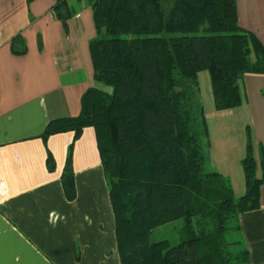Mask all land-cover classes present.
<instances>
[{
	"label": "trees",
	"instance_id": "1",
	"mask_svg": "<svg viewBox=\"0 0 264 264\" xmlns=\"http://www.w3.org/2000/svg\"><path fill=\"white\" fill-rule=\"evenodd\" d=\"M86 1L95 27L92 78L110 90L87 87L78 113L49 119L41 137L71 130L76 138L93 128L121 264H249L237 217L258 207L264 158L257 176L246 127L244 190L235 196L209 161L197 72L208 71L215 110L238 106L242 75L264 72V46L238 25L235 0ZM52 10L62 22L73 12L66 0ZM70 147L60 174L68 199ZM177 220L175 243L149 239L152 228Z\"/></svg>",
	"mask_w": 264,
	"mask_h": 264
},
{
	"label": "crops",
	"instance_id": "2",
	"mask_svg": "<svg viewBox=\"0 0 264 264\" xmlns=\"http://www.w3.org/2000/svg\"><path fill=\"white\" fill-rule=\"evenodd\" d=\"M66 1L73 12L62 22L52 10L56 0H0V264H121L93 128L82 127L76 138L71 130L40 135L49 119L78 113L87 87L110 90L92 78L90 6ZM235 6L238 25L264 46V0H235ZM241 88L240 105L205 118L210 164L235 196L244 190L246 127L256 175L261 171L264 72H245ZM70 144L74 196L68 199L60 174ZM237 222L249 264H264V184L258 207L238 214Z\"/></svg>",
	"mask_w": 264,
	"mask_h": 264
},
{
	"label": "rangeland",
	"instance_id": "3",
	"mask_svg": "<svg viewBox=\"0 0 264 264\" xmlns=\"http://www.w3.org/2000/svg\"><path fill=\"white\" fill-rule=\"evenodd\" d=\"M197 81H198V92H199L198 94H199V97L201 99L204 118H206L207 116H209L211 114L212 111L215 110L213 107V103H212V96H211V91H210L208 71L206 69H201L197 72ZM220 123H221V125L223 124L222 122H220ZM210 128H212V126H210ZM230 128L232 131H230L229 133H232L233 135H235L236 133L239 132L237 125L235 127V125L232 124L230 126ZM208 131H207V134H208ZM221 131H222V129H221ZM214 133H215V131H214ZM211 137H212V141L216 142L217 136L215 134H213V135H211ZM240 189L236 190L235 193H238L240 191ZM228 223L233 224V220H230ZM178 225H179L178 220L174 221V222H168V223L158 225V226L152 228V230L150 231L149 239L150 240H157V239L165 238L169 241V244H173L179 238ZM236 235L237 234L234 231L228 232V234H225V238L227 240H230V239H233L234 237H236Z\"/></svg>",
	"mask_w": 264,
	"mask_h": 264
}]
</instances>
